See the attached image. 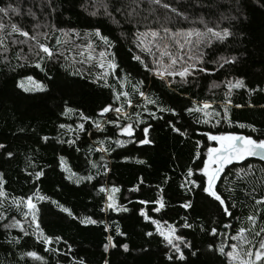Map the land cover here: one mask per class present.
Wrapping results in <instances>:
<instances>
[{
    "label": "trees",
    "instance_id": "obj_1",
    "mask_svg": "<svg viewBox=\"0 0 264 264\" xmlns=\"http://www.w3.org/2000/svg\"><path fill=\"white\" fill-rule=\"evenodd\" d=\"M9 4L18 13H0V264H229L225 253L241 228L248 240L264 238L254 236L264 228V205L256 204L264 199V164L223 169L213 185L223 206L201 187L207 149L215 147L209 135L264 139V0H0ZM38 19L51 58L14 43L10 24L33 36ZM205 24L230 35L202 45L190 74L161 77L143 52V32L205 31ZM74 40L108 55L107 79L68 59ZM28 76L44 90L18 87ZM107 189L116 192L115 208L106 205ZM29 197L39 229L25 207ZM87 218L97 223H81ZM153 221L174 226L184 260Z\"/></svg>",
    "mask_w": 264,
    "mask_h": 264
},
{
    "label": "snow or ice",
    "instance_id": "obj_2",
    "mask_svg": "<svg viewBox=\"0 0 264 264\" xmlns=\"http://www.w3.org/2000/svg\"><path fill=\"white\" fill-rule=\"evenodd\" d=\"M153 3L155 4H161V0H152ZM162 7H164L165 9H169L171 6L168 3H163ZM117 11H120L119 9H117ZM171 11L173 13H175L176 17H183V14L176 8H171ZM0 13H2L4 16H9L10 14H17L18 13V9L12 7L10 4L7 7H0ZM31 14V13H29ZM186 19V17H183ZM5 27L4 24L0 23V29H3ZM11 30L13 33H19L22 36L25 37H29V33L27 31H22L15 23H11L10 24ZM164 32L167 33L169 32L168 28H164ZM96 34L99 35V30H96ZM195 35L198 39L196 41L197 44L200 43V41L206 37L209 36V34L213 37H218L221 40L224 37H227L230 35L229 31L227 29L221 30V31H214L213 27H209L207 26V24H205V31L201 32V31H195V33H193L192 31L187 32V36H192ZM39 35L41 34H36L30 37L31 40H35L37 43L33 46L39 49H42L43 53H47L48 57L51 58L53 53L52 51H50V49L46 46H44L43 44L39 43ZM46 35V34H43ZM151 35L153 37L157 36V33L155 31H153L151 33ZM176 35H179V33H176ZM105 40H107V38H104ZM3 42V38L0 37V43ZM207 43H210V40H206ZM19 43H24V41H19ZM57 43H59V41H57ZM186 43H191L189 41H186ZM183 46V45H181ZM37 55H39V53H37ZM161 55H165V53H161ZM44 59L43 56L40 57V60L42 61ZM138 59V57H137ZM180 59H183V57H180ZM177 62L176 59L172 60V64H175ZM37 68H40L41 65L40 63H37L35 65ZM43 71V69H41ZM201 71H207V69H201ZM161 75H163V73H160ZM177 74L175 71H169L168 75H175ZM186 74H190L189 73V68L188 67H184L182 71H179L178 75L180 77H184ZM45 75H47V73L45 72ZM29 82H31L34 85V88L36 90L39 91H43L44 90V85L38 83L37 81L33 80V78L31 76H28L26 78ZM237 87H241L243 86V82L238 80L236 83ZM18 87L22 88L25 92H28L32 89L25 87L24 83L21 82L20 84H18ZM207 107V105H206ZM237 107H239V105H237ZM109 111V107H104L102 109V112H108ZM117 112L120 111V109H116ZM160 111H172L171 109H165V108H161ZM241 127H244V125H240ZM63 127V126H62ZM81 128L83 127V125L80 126ZM174 131H179V129H173ZM253 131H256L255 128L252 129ZM123 132L127 133L129 136L132 135V128L131 127H123L122 129ZM143 132L145 134L148 133V128L145 127L143 129ZM209 140L212 141H217L219 142V148H213V147H209L207 149V153L209 156V160L208 161H204L203 162V168H204V175L208 177V182H207V187H203V185H201L202 190L205 193H208L209 196L214 197L216 201L219 202V204L221 206L225 205V200L221 198L220 195H217L216 191H213V182L217 179V173H219L220 171L223 170V166L225 164H230L232 163L233 160H243L245 157L247 156H259L262 160H264V139H253L251 136H238V135H232V134H228V135H223V136H216V135H209L208 136ZM140 144H147L150 143L149 140L147 139H141L139 140ZM117 144L119 145L120 142L117 141ZM5 146L3 144H0V149L4 148ZM9 156H12V153H8ZM139 163H143V161H138ZM209 163H213L216 165V168L213 169L211 172L208 171L209 168ZM189 174L191 175V170L189 171ZM87 179H91V177H87ZM41 200L44 199V197H40ZM256 204L257 205H264V199L261 200H256ZM111 206V205H109ZM27 207L29 209V213L32 216V223H36L37 221V213H38V209L36 208V205L34 203H32L31 197H29L28 201H27ZM124 211H127L128 209H123ZM61 211L68 213L69 216L72 215V213L67 209V208H61ZM223 212L225 214H229V208L228 207H224L223 208ZM29 213H25V215H28ZM143 215V213H141ZM145 219H147V217H145ZM247 219L249 221H253V216H249L247 217ZM90 223V224H96L97 221L93 220L91 218H87L86 221H81V223ZM189 225H185V227H188ZM5 228L8 227H19V222H17L16 224L13 225H4ZM40 225L38 223H36V228L39 229ZM23 231V229H22ZM117 231L119 232V229H117ZM246 231V229L241 228L239 230V233L237 235H234L231 237L232 240H237L238 237L239 239L242 241L241 244L237 245V244H233L231 245V251H228L226 253V255L231 258L234 256V254L239 255L241 257L240 259V264H264V238H261L259 240H248L247 237L242 236L240 234L244 233ZM251 231V230H249ZM216 232L215 229L212 230V234L214 235ZM264 232V228H261L260 231H256L254 232V236L255 237H260L261 233ZM147 235H152V233H147ZM58 239V238H57ZM165 239L167 240L168 245H170L172 248L175 249V252L180 253L178 259L179 260H184L185 256L183 254V252L181 251L180 245L177 243L173 242V239L170 238L169 236H165ZM176 240H182L181 237L177 236L175 237ZM109 242L112 241V237L109 236L108 237ZM16 243H19V241H15ZM42 243H49L50 241L48 240L47 237L44 238L43 241H41ZM250 245V247L245 248L244 245ZM256 245H258V247H256ZM115 246V245H113ZM185 247H188L189 245L185 244ZM122 247L127 250L128 246L122 245ZM210 247H212L210 245ZM237 249H239V252H237ZM108 250V245H105V251ZM222 253L224 252V249L220 250ZM24 255L32 257L34 259H42L41 257H39L35 252L29 251L27 253H25ZM169 259H173L172 256H169ZM80 264H83V261L80 262Z\"/></svg>",
    "mask_w": 264,
    "mask_h": 264
},
{
    "label": "rangeland",
    "instance_id": "obj_3",
    "mask_svg": "<svg viewBox=\"0 0 264 264\" xmlns=\"http://www.w3.org/2000/svg\"><path fill=\"white\" fill-rule=\"evenodd\" d=\"M39 19L36 21V24L34 26V29L36 30L34 35H39V43L43 44L46 40V35H42L43 28L38 24ZM205 28V27H204ZM192 31L195 33V31H201L202 30H188L186 32H178L179 35L171 34L169 32L165 33L164 30H159L157 33V36L153 37L151 33L143 32L142 38L145 42L143 46L145 47L143 49V52H145L152 61H154V64L157 68V73L163 77L164 79L167 76L170 77H180L178 75L179 71H182L184 67L189 68V72L192 71V69L195 68L196 62L198 60V50H200L201 46L204 45L206 40L215 39L216 37H213L209 34L208 37L202 39L199 44L196 43L197 37L193 34L192 36H187V32ZM14 39V43L21 45L26 50L27 55L34 56L37 52H43L42 49L33 47L37 42L35 40H31L29 37L22 36L18 33ZM17 38H21L20 40H17ZM19 41H24V43H19ZM186 41H189L191 43H186ZM66 49H70L73 55H71L68 59H73L76 61L77 64H80L83 69L87 68L88 66L94 65V71H92L93 76L96 79H107L110 72L113 71L114 65L111 62L108 55L103 51H96L97 44L93 45L91 42L88 41L87 44H81L77 40L67 42ZM99 43V42H98ZM183 45V46H181ZM72 46V48H71ZM65 49V50H66ZM64 50V51H65ZM63 51V48L62 50ZM165 53V55H161V53ZM180 57H183V59H180ZM176 59L177 62L175 64H172V60ZM169 71H175L177 74L175 75H168ZM160 73H163L161 75ZM23 82L25 87H28L33 91H39L34 88V85L29 82L27 79H24L19 82V84ZM203 108H206V105H204ZM78 128H80L81 124H77ZM207 161V160H205ZM63 170L66 173V176L70 179H72V174L68 171L66 166H63ZM212 166L209 164L208 171L211 172ZM202 173L204 174V168L202 170ZM205 176V175H204ZM206 179H208L207 176H205ZM105 192V198H106V205L107 207H116V192L113 189H107L104 190ZM28 201V200H27ZM27 201L25 202V207L27 211L29 212V209L27 207ZM111 205V206H109ZM145 215V214H144ZM153 224L155 226L156 232L165 240L167 243V240L165 239V236H169L173 239L174 243H177L182 245L181 240H176L175 237L176 231L173 225L163 222H157L153 221ZM241 235V234H240ZM242 241L239 239L235 240L234 244H241ZM168 244V243H167ZM170 246V245H169ZM171 247V246H170ZM245 248H247V244L244 245ZM172 248V247H171ZM174 249V248H172ZM231 247L228 251H231ZM227 251V252H228ZM226 252V253H227ZM237 252H239V249H237ZM225 253V255H226ZM180 253H178L179 257ZM226 258L229 262V264H240L241 257L239 255L234 254L233 257L229 258L226 255Z\"/></svg>",
    "mask_w": 264,
    "mask_h": 264
},
{
    "label": "water",
    "instance_id": "obj_4",
    "mask_svg": "<svg viewBox=\"0 0 264 264\" xmlns=\"http://www.w3.org/2000/svg\"><path fill=\"white\" fill-rule=\"evenodd\" d=\"M106 114V112H103V116ZM238 136H243V135H238ZM214 143H215V147L214 148H219V142H217V141H213ZM210 158H209V156L207 155V161L209 160ZM246 161H257V162H260V163H262V164H264V160H262L259 156H247V157H245L243 160H233L232 161V163H239V164H242V163H245ZM232 163H230V164H232ZM211 166H212V170L213 169H215L216 168V165L215 164H213V163H209ZM230 164H225L224 166H223V169L224 168H226L228 165H230ZM211 170V171H212ZM222 173H223V170L222 171H220L219 173H217V179L216 180H218V179H220L221 178V176H222ZM215 180V181H216ZM215 181L213 182V185H214V183H215Z\"/></svg>",
    "mask_w": 264,
    "mask_h": 264
}]
</instances>
